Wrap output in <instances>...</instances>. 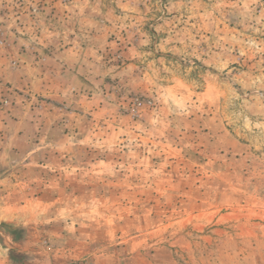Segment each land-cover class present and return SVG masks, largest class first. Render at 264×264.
<instances>
[{
    "label": "rangeland",
    "instance_id": "374dc122",
    "mask_svg": "<svg viewBox=\"0 0 264 264\" xmlns=\"http://www.w3.org/2000/svg\"><path fill=\"white\" fill-rule=\"evenodd\" d=\"M4 200L0 264H264V0H0Z\"/></svg>",
    "mask_w": 264,
    "mask_h": 264
},
{
    "label": "crops",
    "instance_id": "0c3cea01",
    "mask_svg": "<svg viewBox=\"0 0 264 264\" xmlns=\"http://www.w3.org/2000/svg\"><path fill=\"white\" fill-rule=\"evenodd\" d=\"M17 190L20 191L21 188L17 189ZM11 207H12L11 203H7V201L4 200V203L0 206V208H2V212H0V219L1 220H7V219L14 220V215H13L12 211L9 209Z\"/></svg>",
    "mask_w": 264,
    "mask_h": 264
},
{
    "label": "trees",
    "instance_id": "16d2710c",
    "mask_svg": "<svg viewBox=\"0 0 264 264\" xmlns=\"http://www.w3.org/2000/svg\"><path fill=\"white\" fill-rule=\"evenodd\" d=\"M18 240H20V238ZM27 259L28 256L26 254H19L15 251L10 252V260L14 264H24Z\"/></svg>",
    "mask_w": 264,
    "mask_h": 264
}]
</instances>
